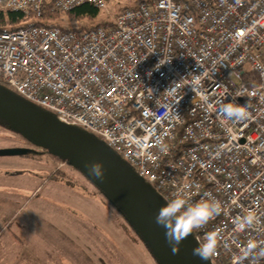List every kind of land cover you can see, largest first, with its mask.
Instances as JSON below:
<instances>
[{
	"label": "built area",
	"instance_id": "2783aa9c",
	"mask_svg": "<svg viewBox=\"0 0 264 264\" xmlns=\"http://www.w3.org/2000/svg\"><path fill=\"white\" fill-rule=\"evenodd\" d=\"M83 3L106 6L0 0V10L39 17L45 4ZM0 83L101 138L166 202L219 200L221 214L192 233L203 243L219 231L211 264L264 242V0H142L92 27L0 30ZM232 101H250L246 121L217 115ZM250 210L257 222L241 229Z\"/></svg>",
	"mask_w": 264,
	"mask_h": 264
},
{
	"label": "rangeland",
	"instance_id": "374dc122",
	"mask_svg": "<svg viewBox=\"0 0 264 264\" xmlns=\"http://www.w3.org/2000/svg\"><path fill=\"white\" fill-rule=\"evenodd\" d=\"M138 2L111 0L94 19L61 24L107 22L117 12L115 5ZM26 143L16 129L0 124V148ZM66 161L41 145L0 156V264H10L21 253L18 264H164L136 225Z\"/></svg>",
	"mask_w": 264,
	"mask_h": 264
},
{
	"label": "water",
	"instance_id": "95a60500",
	"mask_svg": "<svg viewBox=\"0 0 264 264\" xmlns=\"http://www.w3.org/2000/svg\"><path fill=\"white\" fill-rule=\"evenodd\" d=\"M0 118L37 145L50 149L78 166L104 194L126 214L164 264H211L193 255L198 246L189 235L173 255L165 230L156 223L159 209L167 202L147 187L130 166L93 135L58 122L50 112L27 101L0 83ZM22 146L2 147L0 156L24 154ZM101 162L103 179L89 174L88 165Z\"/></svg>",
	"mask_w": 264,
	"mask_h": 264
},
{
	"label": "clouds",
	"instance_id": "9594fccd",
	"mask_svg": "<svg viewBox=\"0 0 264 264\" xmlns=\"http://www.w3.org/2000/svg\"><path fill=\"white\" fill-rule=\"evenodd\" d=\"M149 75H151V72H149ZM249 108L250 101L243 105L235 101L222 103L217 110V115L224 121L240 123L250 117ZM87 167L90 175L97 179H103L104 168L101 162L92 163ZM221 211L220 201L210 195L207 199L191 203L185 196L177 194L174 199L159 209L155 220L165 230V239L171 246L173 255H175L179 252V245L189 235H192L194 230L205 226L209 221L220 215ZM256 222V213L251 210L238 219V225L241 229L251 227ZM219 240L218 230L206 233L204 242H198V246L193 249V255L198 256L201 260H209L216 254ZM262 259H264V242L249 241L241 249L237 264H244L245 260L254 261L258 264Z\"/></svg>",
	"mask_w": 264,
	"mask_h": 264
},
{
	"label": "trees",
	"instance_id": "16d2710c",
	"mask_svg": "<svg viewBox=\"0 0 264 264\" xmlns=\"http://www.w3.org/2000/svg\"><path fill=\"white\" fill-rule=\"evenodd\" d=\"M108 1H111V0H106V3ZM139 1H142V0H139ZM128 6H131V5L128 4V5L122 6L121 8H118V6L115 5L113 8H114V10H117V12H118L121 9H123L124 7H128ZM99 10L100 9H98L94 5H91L88 3H83L80 5H77V6L73 7L72 9H69L67 11H55V10H52L50 8L49 4H45L42 8V11H41L39 17H32L31 14L27 15L21 11L0 10V30L12 29V28L18 27L19 25H27L29 23L43 24V25H48V26H50V25L63 26L61 24L63 21H69L70 22V21L94 19L98 16ZM33 18L35 20L32 21L31 19H33ZM98 24H99V22H94L92 24L84 22V23L80 24L79 26L71 27V28L92 27V26H95ZM2 125L6 126L8 129H11V128L13 129V127H11L9 125V123L6 121L4 124L2 123ZM63 158H65V157H63ZM65 160L68 161L67 158H65ZM69 163H71V162H69ZM76 167H78V166H76ZM86 177L88 178L87 175H86ZM99 190L102 193H104L100 188H99ZM117 209L125 216V218H127L126 214L124 212H122L118 207H117ZM143 239H144V237H143ZM144 241L151 247V245L145 239H144ZM151 249L153 250L152 247H151ZM262 264H264V261Z\"/></svg>",
	"mask_w": 264,
	"mask_h": 264
},
{
	"label": "flooded vegetation",
	"instance_id": "af4514ba",
	"mask_svg": "<svg viewBox=\"0 0 264 264\" xmlns=\"http://www.w3.org/2000/svg\"><path fill=\"white\" fill-rule=\"evenodd\" d=\"M2 123L4 124L5 123V121L4 120H2L1 118H0V124L2 125ZM10 125V124H9ZM11 126V125H10ZM6 127V126H5ZM12 127V126H11ZM7 128V127H6ZM18 131V130H17ZM18 133L23 137V138H25L26 139V141H27V143L24 145L23 144V146L22 147H24V148H26L28 151L30 150V149H33L34 148V145H37L34 141H32L29 137H27L26 135H24L22 132H20V131H18ZM23 142V141H22ZM27 151V152H28ZM26 153V152H25ZM122 214V213H121ZM123 215V214H122ZM124 216V215H123Z\"/></svg>",
	"mask_w": 264,
	"mask_h": 264
},
{
	"label": "crops",
	"instance_id": "0c3cea01",
	"mask_svg": "<svg viewBox=\"0 0 264 264\" xmlns=\"http://www.w3.org/2000/svg\"><path fill=\"white\" fill-rule=\"evenodd\" d=\"M60 169V168H59ZM58 169V170H59ZM97 189L99 190V188L97 187ZM100 191V190H99ZM100 193L102 194V192L100 191ZM111 204H113L112 202H111ZM1 206V205H0ZM119 211V210H118ZM123 216V215H122ZM4 226H5V224H4ZM19 255H21L22 256V253L21 254H19ZM19 255L17 254L16 256H13L14 258H16V260L15 259H13L11 262H10V264H13L14 262L16 263V264H18V258H19Z\"/></svg>",
	"mask_w": 264,
	"mask_h": 264
}]
</instances>
